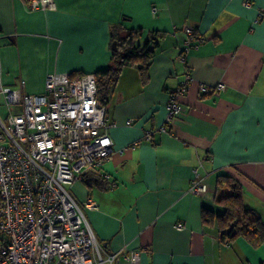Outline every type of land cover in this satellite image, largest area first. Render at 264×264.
<instances>
[{
  "label": "crops",
  "instance_id": "1",
  "mask_svg": "<svg viewBox=\"0 0 264 264\" xmlns=\"http://www.w3.org/2000/svg\"><path fill=\"white\" fill-rule=\"evenodd\" d=\"M245 1L55 0L53 9H31L28 0H0L1 81L30 94L43 92L52 72L108 68L113 33L122 28L165 33L149 81L126 66L111 95L114 144L105 171L116 185L90 170L91 184L71 186L81 202L97 201L87 219L106 252L124 251L115 264H127L131 250L140 251V264H264V244L225 242L202 217L204 207L224 212L216 199L230 191L218 177L231 175L244 187V204L264 219V0ZM186 25L204 39L189 53ZM188 70L194 81L181 98L184 110L166 124L170 93ZM220 82L227 88L219 93L201 91V83ZM0 108L5 119L1 94ZM163 124L168 131L131 147ZM195 167L208 184L204 194L191 191Z\"/></svg>",
  "mask_w": 264,
  "mask_h": 264
},
{
  "label": "built area",
  "instance_id": "2",
  "mask_svg": "<svg viewBox=\"0 0 264 264\" xmlns=\"http://www.w3.org/2000/svg\"><path fill=\"white\" fill-rule=\"evenodd\" d=\"M29 7L53 9L55 0H30ZM157 10L153 8L154 13ZM184 31V52L189 53L204 39L192 26L186 25ZM193 81L188 70L170 93L166 124L184 110L181 98ZM200 88L219 93L227 85L201 83ZM0 94L8 106L6 118L0 116V264L118 262L124 251L106 252L87 219L86 210L97 208V201L90 197L81 202L71 189L90 170L108 180L110 188L116 185L105 171L114 141L108 132V107L98 98L96 73L52 72L44 91L33 94L4 85L0 77ZM166 124L147 130L131 147L152 142L157 132L168 131ZM193 173L191 191L206 193L204 176L197 167ZM124 259L140 264V251H128Z\"/></svg>",
  "mask_w": 264,
  "mask_h": 264
},
{
  "label": "trees",
  "instance_id": "3",
  "mask_svg": "<svg viewBox=\"0 0 264 264\" xmlns=\"http://www.w3.org/2000/svg\"><path fill=\"white\" fill-rule=\"evenodd\" d=\"M164 34L161 31L146 32L142 28H122L113 33V42H117V47L112 52L113 63L96 72L98 98L102 104L109 106L111 95L126 66H137L143 83L149 81L152 59ZM94 180L97 185H102L103 179L99 176L96 175ZM84 181L91 184L88 177H84ZM218 187H226L230 191L216 199L225 208L224 212L218 214L204 207L203 221L215 225L219 229L221 240L225 242L244 237L254 247L264 244V219L258 210L244 204L242 183L231 175H219Z\"/></svg>",
  "mask_w": 264,
  "mask_h": 264
},
{
  "label": "rangeland",
  "instance_id": "4",
  "mask_svg": "<svg viewBox=\"0 0 264 264\" xmlns=\"http://www.w3.org/2000/svg\"><path fill=\"white\" fill-rule=\"evenodd\" d=\"M13 109L16 110V111H21L22 110V108L20 106H14Z\"/></svg>",
  "mask_w": 264,
  "mask_h": 264
},
{
  "label": "water",
  "instance_id": "5",
  "mask_svg": "<svg viewBox=\"0 0 264 264\" xmlns=\"http://www.w3.org/2000/svg\"><path fill=\"white\" fill-rule=\"evenodd\" d=\"M116 47H117V42L114 41V43H113V49H116Z\"/></svg>",
  "mask_w": 264,
  "mask_h": 264
},
{
  "label": "bare ground",
  "instance_id": "6",
  "mask_svg": "<svg viewBox=\"0 0 264 264\" xmlns=\"http://www.w3.org/2000/svg\"><path fill=\"white\" fill-rule=\"evenodd\" d=\"M94 73V72H93Z\"/></svg>",
  "mask_w": 264,
  "mask_h": 264
}]
</instances>
